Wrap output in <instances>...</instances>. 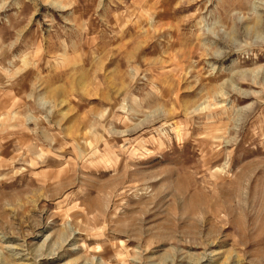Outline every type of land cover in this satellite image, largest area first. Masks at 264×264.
<instances>
[{
	"label": "rangeland",
	"instance_id": "1",
	"mask_svg": "<svg viewBox=\"0 0 264 264\" xmlns=\"http://www.w3.org/2000/svg\"><path fill=\"white\" fill-rule=\"evenodd\" d=\"M0 264H264V0H0Z\"/></svg>",
	"mask_w": 264,
	"mask_h": 264
}]
</instances>
